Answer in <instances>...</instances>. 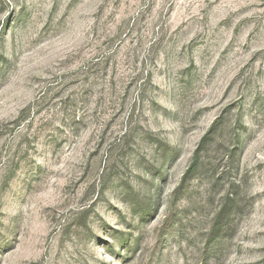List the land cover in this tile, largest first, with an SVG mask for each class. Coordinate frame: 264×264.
<instances>
[{"label":"rangeland","instance_id":"374dc122","mask_svg":"<svg viewBox=\"0 0 264 264\" xmlns=\"http://www.w3.org/2000/svg\"><path fill=\"white\" fill-rule=\"evenodd\" d=\"M0 264H264V0H0Z\"/></svg>","mask_w":264,"mask_h":264}]
</instances>
